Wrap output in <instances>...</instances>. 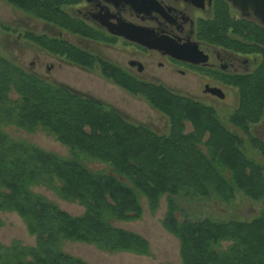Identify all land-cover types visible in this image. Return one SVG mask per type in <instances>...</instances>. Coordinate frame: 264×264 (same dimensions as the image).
Wrapping results in <instances>:
<instances>
[{
	"label": "trees",
	"instance_id": "trees-1",
	"mask_svg": "<svg viewBox=\"0 0 264 264\" xmlns=\"http://www.w3.org/2000/svg\"><path fill=\"white\" fill-rule=\"evenodd\" d=\"M7 1L36 14L44 8L52 14L45 20L52 23L58 18L56 24L66 31L101 39L100 33L61 8L74 0ZM220 30L213 28L209 36L221 37ZM22 34L77 65H99L106 79L142 96L162 113L168 128L158 133L131 122L114 107L0 55V212H16L35 236L34 245L0 243V264H89L66 253L65 241L145 255L150 247L143 236L113 224L138 220L143 213L141 197L151 213L164 197L161 223L179 241L183 264H264V208L251 219L178 218L183 214L178 200L228 204L237 192L254 201L264 198V141L248 133L262 112L261 93L246 97L242 108L225 122L203 102L136 79L69 41L32 31ZM186 122L191 130H186ZM228 124L245 134L259 160L245 154L244 139ZM7 126L30 133L40 129L66 146L68 155L14 138L5 131ZM86 161L104 167L92 170ZM36 185L83 206V214L70 215L35 192Z\"/></svg>",
	"mask_w": 264,
	"mask_h": 264
},
{
	"label": "flooded vegetation",
	"instance_id": "flooded-vegetation-1",
	"mask_svg": "<svg viewBox=\"0 0 264 264\" xmlns=\"http://www.w3.org/2000/svg\"><path fill=\"white\" fill-rule=\"evenodd\" d=\"M67 7L75 20L101 34V39H94L72 33L76 41H84L91 50L72 44L136 79L162 85L171 92L199 101H217L218 106L228 93L235 92L232 98L236 105L234 112L242 108L240 100L252 98L254 92L261 93L262 112L257 121L251 122L248 133L264 141V24L251 9L241 11L226 0H153L144 7L145 11H138L123 0H74ZM121 22L144 28L156 39L173 42L183 55L198 58L199 62L178 59L163 50L148 48L110 33L109 27H116ZM217 26L223 35L209 36ZM20 35H16V39ZM57 35L62 39L60 31ZM115 44L131 49L125 53L124 48L116 47V54L103 52H109ZM77 66L90 72L99 71L103 76L99 65ZM51 68L55 65L46 64V72H51ZM246 87L249 94L245 93ZM240 131L238 133L247 139Z\"/></svg>",
	"mask_w": 264,
	"mask_h": 264
},
{
	"label": "rangeland",
	"instance_id": "rangeland-1",
	"mask_svg": "<svg viewBox=\"0 0 264 264\" xmlns=\"http://www.w3.org/2000/svg\"><path fill=\"white\" fill-rule=\"evenodd\" d=\"M71 3L61 6L70 16L72 15L69 13L67 5ZM51 15L44 8H38V14H36L35 12L24 11L7 0H0V55L29 71H33V73L41 76L43 79L58 84H65L77 90L83 97L92 98L114 107L125 119L131 122L145 124L158 133H165L168 128L166 117L152 107L142 96L131 94L117 86L114 87L110 81L99 74V71L90 72L87 69L80 68L66 57L53 55L45 48L36 45L22 36L23 32L32 31L39 35L45 34L48 37H57V32L60 31L63 35H60V38L68 39L71 43L85 49L90 48L89 50H91L92 47H88L87 43L80 40L76 41L75 36L71 32L59 27L55 22L59 21L58 18L52 23L45 20L44 17ZM18 34L20 37L16 39V35ZM113 47L109 49V52L106 50L103 52H113L116 54V47L124 48L125 53L131 49L127 45L123 47L122 44H115ZM46 64H53L55 68H51V72H46ZM245 93L249 94L247 87L245 88ZM234 94L228 93V97L220 101L219 106L217 105V101H210L208 99H200V101L209 108L215 109L218 118L226 122L227 117L234 113L236 107L232 99L235 96ZM203 96L201 95V97ZM239 102L243 103L245 100H240ZM188 122H186L187 131L191 130L190 122ZM227 126L232 132L237 133L239 137L244 139L242 149L245 151V154L251 159L259 160V154L256 149L254 150L245 137L241 133H238L240 129L230 124ZM5 131L14 138L33 143L46 151H51L61 156L68 155V148L66 146L40 129L30 133L17 129L14 126H7L5 127ZM86 164L92 170H99L104 167V165L94 161H86ZM33 190L45 195L49 200L57 204L58 207L71 214H81L83 211V206L76 202L61 199L55 192L46 189L44 186H33ZM140 201L143 213L138 220L128 222L114 221L113 224L143 236L148 241L150 247L147 254L107 252L97 248L93 244L77 241L63 242V250L89 264H183L179 241L161 223L166 210L164 197L161 198L159 207L154 213L149 211L144 197H141ZM178 201L181 205L180 209L183 212V214L178 216L179 219L182 217L188 219L212 217L218 220H226L231 217L251 219L264 208V198L254 201L244 197L240 192H237L235 200L228 204L221 201L213 202L212 200L194 198L188 201L184 199ZM182 206L185 209H182ZM0 219L2 221L0 225L1 244L7 245L14 240L27 245L35 243V236L29 234L22 217L16 212H0Z\"/></svg>",
	"mask_w": 264,
	"mask_h": 264
},
{
	"label": "water",
	"instance_id": "water-1",
	"mask_svg": "<svg viewBox=\"0 0 264 264\" xmlns=\"http://www.w3.org/2000/svg\"><path fill=\"white\" fill-rule=\"evenodd\" d=\"M124 2L131 4L133 7H137L138 11H145L144 7L147 4H151L153 0H123ZM230 2L235 8L243 11L251 9L264 24V0H226ZM118 26V27H117ZM116 27H109L110 33L116 35H122L128 40L137 42L148 48H156L163 50L165 53L178 58L191 62H199L198 58L189 57L183 55V53L176 47L173 42L159 40L151 37L148 31L144 28H139L129 23H119Z\"/></svg>",
	"mask_w": 264,
	"mask_h": 264
},
{
	"label": "crops",
	"instance_id": "crops-1",
	"mask_svg": "<svg viewBox=\"0 0 264 264\" xmlns=\"http://www.w3.org/2000/svg\"><path fill=\"white\" fill-rule=\"evenodd\" d=\"M83 208V207H82ZM83 212H84V208H83V211H82V213L81 214H83ZM69 213V212H68ZM70 215H73V216H79V215H81V214H76V215H74V214H71V213H69ZM6 245V244H5ZM25 245H27V244H25ZM34 245V244H33Z\"/></svg>",
	"mask_w": 264,
	"mask_h": 264
}]
</instances>
